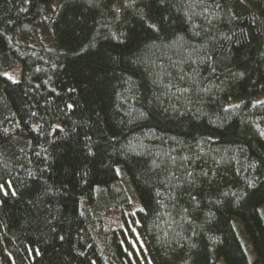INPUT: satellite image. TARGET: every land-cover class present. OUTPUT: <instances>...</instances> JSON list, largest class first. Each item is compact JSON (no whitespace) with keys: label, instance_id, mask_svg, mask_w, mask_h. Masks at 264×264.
<instances>
[{"label":"trees","instance_id":"16d2710c","mask_svg":"<svg viewBox=\"0 0 264 264\" xmlns=\"http://www.w3.org/2000/svg\"><path fill=\"white\" fill-rule=\"evenodd\" d=\"M260 205L264 0H0V264H264Z\"/></svg>","mask_w":264,"mask_h":264},{"label":"rangeland","instance_id":"374dc122","mask_svg":"<svg viewBox=\"0 0 264 264\" xmlns=\"http://www.w3.org/2000/svg\"><path fill=\"white\" fill-rule=\"evenodd\" d=\"M117 173H119V171ZM119 177L124 180L122 173L119 174ZM131 198L132 199L129 206L127 207V210L130 212H134L135 208L137 207V202H136L137 198L134 192L132 193ZM258 210L262 218V221L264 223V205H260L258 207ZM231 223L246 253L248 262L249 263L253 262L255 260V253L252 250V247L247 239V234L245 233L241 220L236 216H232ZM130 229H131V233L129 235L130 236L129 241L131 243V249L127 251V256L129 261H131L133 264H138L140 261L143 260V256L145 252L141 244V241L139 240L133 226H130ZM217 264H225V263L220 258L218 259Z\"/></svg>","mask_w":264,"mask_h":264}]
</instances>
